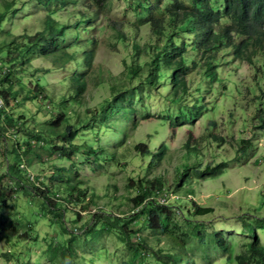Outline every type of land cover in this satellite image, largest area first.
<instances>
[{
    "label": "rangeland",
    "instance_id": "374dc122",
    "mask_svg": "<svg viewBox=\"0 0 264 264\" xmlns=\"http://www.w3.org/2000/svg\"><path fill=\"white\" fill-rule=\"evenodd\" d=\"M211 1L214 8H222V0ZM155 3L153 16L161 19L168 34L172 17L164 11L170 0H75L64 5L54 0H0V55L12 71L7 81L2 79L6 101L0 91V174L22 157L19 173L3 179L0 230L17 231L0 242V264H161L164 258L152 251L160 249L162 256L183 241L189 248L184 258L188 264H240L236 255L246 251L252 232L264 244V129L257 120L264 58H257L260 73L245 60L232 58V50L220 51L219 59L225 58L218 69L220 80L211 81L196 37L181 31L177 42L188 44L189 91L172 99L169 70H163L167 80L157 87L141 82L147 73L136 78L129 74L133 62L147 63L155 51L157 36L146 22L147 13H141ZM49 16L68 28L57 40L62 51L44 57L33 36ZM181 26L186 29V24ZM92 48L95 55L88 69L84 56ZM63 50L72 58L60 57ZM80 75L86 88L76 95L75 77ZM38 84L43 89L36 92ZM198 108L202 113L195 118ZM181 114L185 122L170 126L169 119ZM9 116L16 119L12 126L5 120ZM57 117L61 122L55 126ZM244 139L251 145L241 154ZM137 142L153 152L161 143L166 149L149 165L153 156L136 151ZM221 161H227L221 174L205 178L196 173L197 167ZM186 167L190 175L178 186ZM139 176L165 184L156 192L160 203H184L188 208L195 198L214 207V213L197 217L205 221L200 235L181 214L179 226L170 228L169 235L151 231L145 213L135 217L130 227L136 233L129 236L133 246L123 241L118 227L106 228L110 220L140 210L155 196L149 193L135 206L131 198L137 187L131 180ZM31 180L48 190L56 207L30 192ZM79 180L86 190L82 200L70 190ZM216 231L229 239L230 252L217 246Z\"/></svg>",
    "mask_w": 264,
    "mask_h": 264
},
{
    "label": "trees",
    "instance_id": "16d2710c",
    "mask_svg": "<svg viewBox=\"0 0 264 264\" xmlns=\"http://www.w3.org/2000/svg\"><path fill=\"white\" fill-rule=\"evenodd\" d=\"M60 3L67 4L74 2L75 0H54ZM102 1V0H100ZM157 3V2H156ZM149 4L145 6V11L141 12L143 16H146L147 13L148 24L150 25L151 33L156 35L155 43L152 45V48L155 50L151 54L150 61L147 63H139L136 66L135 62L131 64L129 74L131 76H138L141 73H147V75L141 80L142 83L149 86L157 87L158 84H165L167 78L163 75V70H169L170 74L168 76L169 82L171 85L172 99H177L182 96V94L189 91L188 85V75L191 69V65L187 63L185 55L187 53L188 44L185 40L181 44L177 42V37L181 39V31H187L189 34H193L196 37V46L197 50L205 61V73L211 81L220 80L219 78V65L222 61H225V58L222 60L219 59L218 53L220 51L226 52V49L232 50V58L245 60L249 65L254 69L262 73L260 68V63L257 58H264V0H222V8L216 9L213 7L211 0H190V3L185 0H170V3L167 4L164 13L167 11L172 17V27L171 32L166 34L165 27L161 24V19L153 16V10H155L158 4ZM223 18H227L229 23H221ZM186 24V29H182L181 25ZM68 27L65 25L56 24L54 17L49 16L46 21L42 31L36 32L33 36L39 44V52L42 56H49L62 51L59 47L57 40L60 36H63L64 31ZM163 41V45H160V42ZM137 50V55L139 60V45H135ZM260 54V56H258ZM95 55V49H89L85 51L84 56V65L88 69L91 68L93 59ZM58 57V55H56ZM60 57L72 58V55L63 50V55L60 54ZM221 60V61H220ZM198 64L193 62L192 67H196ZM12 71L6 76V81L9 79ZM136 78V77H134ZM75 80L77 81L76 86V95H81L85 92V82L82 80V75L76 76ZM4 80H2L3 82ZM126 88V87H125ZM152 88V87H150ZM43 89L41 85H37L36 92ZM263 100L258 108L257 120L259 122V127L264 129V84L259 87ZM1 94L4 96L6 101L5 91H1ZM116 100V99H115ZM118 108L117 106H114ZM127 108H132L128 106ZM128 111L120 112L127 117ZM201 110H197L195 113V118H198L201 114ZM21 118V117H20ZM186 117L181 114L175 118L169 119V125L172 127H177L183 124ZM7 123L12 126L16 119H13L11 116L7 117ZM61 122V118L52 122L53 125L57 126ZM69 132V138L72 137V131L70 128L66 130ZM65 134V135H68ZM71 136V137H70ZM240 148L238 152L241 154L246 153V150L251 145L250 139H244L241 141ZM92 147L91 145H88ZM134 149L138 152L143 153L144 155H152L153 160L149 165L153 164L155 156L157 158L162 157L164 150L166 149V144L161 143V145L156 149L155 152L150 151L149 147L144 142H137L134 144ZM192 149V148H191ZM190 150V149H189ZM93 150L91 149V152ZM19 162L14 165H8V171L5 174H0V201L3 200L5 196L3 179L6 175L19 171L22 169L20 163L22 162V157L18 155ZM227 166V161H221L216 164H207L204 169L199 167L195 168L196 173L200 176L213 177L224 172V167ZM13 168V171H11ZM21 168V169H20ZM190 175V167H186L183 173L180 175L181 182L178 183V186H181L184 178H188ZM19 180L20 178L17 177ZM29 180V179H27ZM34 180H31V182ZM137 187V193L131 198L134 201V204H139L144 202L147 198V195L150 193L155 194L153 199H150L147 204H144L140 210L128 214L125 217H118L114 220H110L106 223V228L118 227L122 236L123 241H125L129 246L134 244L129 241L130 232L136 233L135 230L131 229V222L135 220V217H139L143 213L146 214V225L147 227L159 235L164 233L169 235L168 230L172 227H178L179 223L176 220L177 215L181 214L180 217L187 221L190 225H193L197 234L200 235L199 227L205 225V221L199 222L197 217L206 216L214 213L215 209L212 206H206L195 198H190V203L186 207L184 203H181L180 206H176L174 203H160L156 198V192L162 190L161 186H165L159 178H143L139 176L135 180ZM70 185V190H75L74 198L82 200L86 195V190L83 189L79 184L81 180L75 181ZM20 183L23 184V181L20 180ZM34 184V185H33ZM31 185L30 192L38 195L43 202H46L50 207L55 206V200L48 195V190L41 188L34 181ZM24 186V185H22ZM71 193V192H70ZM50 194V192H49ZM186 209V211H185ZM178 212V213H177ZM136 214V216L134 215ZM79 215V214H77ZM120 218V219H119ZM172 230V231H174ZM17 231L15 227L13 231H10L8 234L5 229L0 230V242L5 239L11 238V235ZM176 235H178L176 233ZM253 238L251 241L247 242V249L244 252H241L236 255L238 262H248L255 264H264V244H262L256 235L255 232H252ZM201 242L204 241L203 236H200ZM214 240L218 247H220L225 252H230V242L226 238L223 232L216 231L214 232ZM187 240V239H186ZM183 245L176 244L171 245L167 250V253L164 252L161 254V250L152 251L155 257L164 258L161 264H188L189 260L184 258L187 256V250L189 249L185 241L181 242ZM68 251H73V248H67ZM160 253V254H158ZM139 254V253H136ZM229 259H231L229 255Z\"/></svg>",
    "mask_w": 264,
    "mask_h": 264
},
{
    "label": "built area",
    "instance_id": "2783aa9c",
    "mask_svg": "<svg viewBox=\"0 0 264 264\" xmlns=\"http://www.w3.org/2000/svg\"><path fill=\"white\" fill-rule=\"evenodd\" d=\"M6 62L4 64H2V56L0 55V91H2L3 89L2 88V79L5 78L7 76V74L9 73V67H7V65H5ZM1 97V96H0ZM2 99H0V106L2 104ZM23 165V164H22Z\"/></svg>",
    "mask_w": 264,
    "mask_h": 264
}]
</instances>
